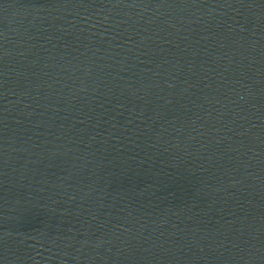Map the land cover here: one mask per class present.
Segmentation results:
<instances>
[{
  "label": "water",
  "instance_id": "95a60500",
  "mask_svg": "<svg viewBox=\"0 0 264 264\" xmlns=\"http://www.w3.org/2000/svg\"><path fill=\"white\" fill-rule=\"evenodd\" d=\"M0 264H264V0H0Z\"/></svg>",
  "mask_w": 264,
  "mask_h": 264
}]
</instances>
